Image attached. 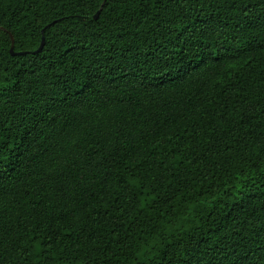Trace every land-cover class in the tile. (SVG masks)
Segmentation results:
<instances>
[{
    "label": "trees",
    "instance_id": "trees-1",
    "mask_svg": "<svg viewBox=\"0 0 264 264\" xmlns=\"http://www.w3.org/2000/svg\"><path fill=\"white\" fill-rule=\"evenodd\" d=\"M0 264H264V0H0Z\"/></svg>",
    "mask_w": 264,
    "mask_h": 264
},
{
    "label": "water",
    "instance_id": "water-1",
    "mask_svg": "<svg viewBox=\"0 0 264 264\" xmlns=\"http://www.w3.org/2000/svg\"><path fill=\"white\" fill-rule=\"evenodd\" d=\"M99 11H100V9L95 13L94 18H97L98 14H99ZM10 37H11V46H10V52H11V54H21V53H24V52H15L13 50L14 46H13V39H12L11 34H10ZM43 45H44V36L42 35L39 47L35 51H33V52L40 51L41 48L43 47Z\"/></svg>",
    "mask_w": 264,
    "mask_h": 264
}]
</instances>
